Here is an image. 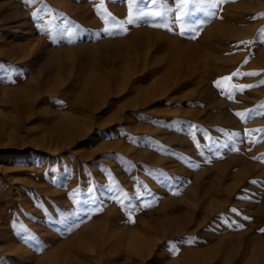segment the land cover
<instances>
[{
  "label": "rangeland",
  "instance_id": "374dc122",
  "mask_svg": "<svg viewBox=\"0 0 264 264\" xmlns=\"http://www.w3.org/2000/svg\"><path fill=\"white\" fill-rule=\"evenodd\" d=\"M261 229L264 0H0V264H264Z\"/></svg>",
  "mask_w": 264,
  "mask_h": 264
},
{
  "label": "snow or ice",
  "instance_id": "6c2138e0",
  "mask_svg": "<svg viewBox=\"0 0 264 264\" xmlns=\"http://www.w3.org/2000/svg\"><path fill=\"white\" fill-rule=\"evenodd\" d=\"M26 3H31V0H25ZM132 21L129 20V23H131ZM237 115H240L239 113ZM261 231H264V229H261Z\"/></svg>",
  "mask_w": 264,
  "mask_h": 264
},
{
  "label": "bare ground",
  "instance_id": "6f19581e",
  "mask_svg": "<svg viewBox=\"0 0 264 264\" xmlns=\"http://www.w3.org/2000/svg\"><path fill=\"white\" fill-rule=\"evenodd\" d=\"M143 248H145V247H143ZM76 258V257H75Z\"/></svg>",
  "mask_w": 264,
  "mask_h": 264
}]
</instances>
